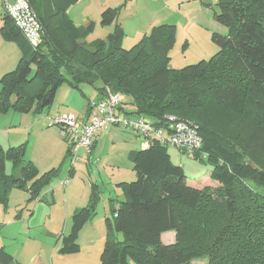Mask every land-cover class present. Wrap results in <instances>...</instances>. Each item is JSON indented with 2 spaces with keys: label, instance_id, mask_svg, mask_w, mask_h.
<instances>
[{
  "label": "trees",
  "instance_id": "16d2710c",
  "mask_svg": "<svg viewBox=\"0 0 264 264\" xmlns=\"http://www.w3.org/2000/svg\"><path fill=\"white\" fill-rule=\"evenodd\" d=\"M27 1L42 38L33 45L4 11L5 37L18 44L21 58L1 80L0 113L12 107L30 111L35 102L42 113L52 108L63 84L81 90L84 84L101 82L102 95L106 88L123 94L120 109L129 116L163 126L172 115L196 126L202 146L189 156L212 165L216 186L204 187L187 180L169 146L157 138L132 151L129 160L137 180L119 185L123 197L106 221L101 264H192L200 259L208 264H264V159L255 145L240 147L199 118L206 108L226 109L242 118L252 111L264 133V0H221L217 18L228 35H213L219 52L181 70L167 64L175 45L173 26L158 27L125 50L121 31L110 36L109 45L88 41L94 23L76 26L68 13L80 0ZM117 13L113 8L104 11L102 25L111 24ZM125 97L131 100L129 111ZM26 153L27 143L7 150L0 145V203H7L12 189L28 190L30 201L37 198L59 172L41 175L33 162L25 163ZM71 153L69 146L65 161H71ZM7 161L13 162L11 175ZM98 205L99 199L92 198L90 206L73 215L62 254L80 252L79 232L96 216ZM169 232L176 240L166 245L162 236ZM12 261L1 248L0 263Z\"/></svg>",
  "mask_w": 264,
  "mask_h": 264
},
{
  "label": "rangeland",
  "instance_id": "374dc122",
  "mask_svg": "<svg viewBox=\"0 0 264 264\" xmlns=\"http://www.w3.org/2000/svg\"><path fill=\"white\" fill-rule=\"evenodd\" d=\"M220 1L80 0L72 6L70 17L77 25L94 23V30L88 37L89 42L103 40L109 45L111 35L116 34L117 31L123 32L122 46L125 50L132 49L146 35H151L156 28L173 26L175 27L173 33L175 45L169 54L167 64L170 69L181 70L203 60H210L219 52V47L212 40L213 35H228V28L217 18L221 13ZM109 8L118 9L117 16L111 24L102 25V14ZM0 13H3L2 8ZM86 17L88 20H85ZM101 87L102 83L96 82L94 85L84 84L82 85L83 89L74 91L68 83H65L58 89L55 103L48 111L41 113L35 102V107L30 111L12 107L7 113H1L0 145L4 150H7L14 144L19 146L27 143L25 163L36 160L41 166L39 169L41 175L47 171L59 169L50 184L51 188L57 187L55 195L58 203L64 198L63 191L68 187L71 189L68 198L70 204L85 206L89 195L95 187H98L102 197L98 211L99 218L106 213L107 217L111 219L113 218L112 201L116 202L122 199L121 192L114 189L119 183H131L137 180L129 155L132 151L142 150L146 144L145 140L131 129L113 127L114 129L111 128L109 133L107 132L108 134L102 135L98 139L96 151L89 155L90 158L85 157L86 154L81 151L79 152L80 159L76 162L72 163L68 158L67 162L63 164L69 143L63 136L61 127L51 124V120L56 116L70 113L75 114L82 122L87 116V104L97 102L98 89ZM68 92H73V95L69 97L68 94L67 96ZM120 94L124 97L122 93ZM124 101L125 108L128 111L131 110L130 98L125 97ZM203 112V116L199 117L202 123L214 127L234 140L240 147L251 148L255 145L254 151L260 153L258 155L264 159V133H262L261 127L257 126V119L252 111L249 116L246 115V118L232 114L226 109L211 111L206 108ZM125 115L129 116L127 112ZM129 117L132 121L138 118L133 114ZM6 126L10 128L2 130ZM169 152L173 162L183 168L187 180L191 184L199 185L206 176L210 175L212 165L207 159H194L172 146H169ZM70 167L76 169L74 176H69ZM6 168L9 175L15 172L11 161H7ZM65 179L69 180L66 185L63 184ZM203 186L215 187L216 184L210 177L203 182ZM47 201L48 197L43 203ZM35 222H37L36 219ZM47 225L58 226L55 221L48 222ZM219 225L217 222L216 227ZM83 241L87 245L89 237H84ZM192 264H208V261L200 259L195 260Z\"/></svg>",
  "mask_w": 264,
  "mask_h": 264
},
{
  "label": "crops",
  "instance_id": "0c3cea01",
  "mask_svg": "<svg viewBox=\"0 0 264 264\" xmlns=\"http://www.w3.org/2000/svg\"><path fill=\"white\" fill-rule=\"evenodd\" d=\"M70 10L68 12L69 15ZM3 14L4 10L3 13H0V80L3 76L17 68L21 58V51L18 44L13 40L6 39L5 37ZM85 20H88V17H86ZM74 23L76 24L75 21ZM76 26L86 25L76 24ZM69 87L75 91V88L70 85ZM72 93L73 92H68L67 96L69 94L70 97L73 95ZM97 95V101L102 99L103 95L100 92H98ZM88 102H90V100H88ZM89 104H87V116L82 122L87 121L89 118ZM9 128L10 127L6 126L3 127L2 130L5 131ZM108 133H101L97 135L91 154L96 151L98 139L102 135H106ZM13 147L18 146H15L14 144ZM68 148L66 149L67 151ZM81 151H84L86 154V156L84 155L85 157L90 158V154H88L85 149H81L80 152ZM65 158L66 154L64 156L63 164L67 162L65 161ZM33 161L34 160H32V162ZM34 162L33 163L37 166L38 170L41 169V166L36 162V160ZM68 173L69 176H74V174H76V169L74 167H70ZM209 178L210 175L206 176L205 180ZM205 180L200 183L202 186ZM66 181L69 183V180L65 179L63 184ZM120 184L121 183H119L117 188L114 189L115 191L121 192L119 187ZM56 189L57 187L51 188L49 185L47 188L42 190L37 198L31 201L29 200L30 193L28 190L12 189L7 203H0V249L4 248L13 257V261L10 264H101L100 256L105 245L107 232L106 221L109 217H107L105 213L104 216L99 218L98 211L102 203L100 190L98 187H95L96 191L95 189L92 191L88 197V202H86V205L83 206L70 204L68 198L71 193V189L68 187L63 191L64 198L60 203H58L55 195L57 192ZM46 197H48V201L43 203ZM92 198H98L99 205L96 216L92 220L86 222L79 232L78 242L80 243V252L74 255L62 254L61 249L63 247V240L72 232L73 215L78 210L90 206ZM33 202H35V204H32ZM119 202L120 200L116 202L112 201V213L114 208L118 206ZM56 207L58 208L54 211ZM35 219L37 222H35ZM53 221L58 224L57 227L47 225L48 222ZM84 237H89L87 245L84 244ZM175 240L176 234L174 232H169L162 236V242L166 245L173 244Z\"/></svg>",
  "mask_w": 264,
  "mask_h": 264
},
{
  "label": "built area",
  "instance_id": "2783aa9c",
  "mask_svg": "<svg viewBox=\"0 0 264 264\" xmlns=\"http://www.w3.org/2000/svg\"><path fill=\"white\" fill-rule=\"evenodd\" d=\"M8 13L15 26L33 44L40 43L42 34L41 26L35 12L27 0H15L13 6L7 0H0V9ZM123 97L120 93L106 88L102 99L90 103L89 118L80 122L75 114L58 115L51 120V124L59 126L62 134L68 141L72 151L71 162L79 159V152L85 149L91 155L98 133H107L113 127L131 129L145 141L157 138L168 146L175 147L183 154L193 155L202 146V138L198 128L193 124L179 120L175 116H166L163 126L155 122L137 118L132 121L121 111ZM66 181L64 184H67Z\"/></svg>",
  "mask_w": 264,
  "mask_h": 264
},
{
  "label": "water",
  "instance_id": "95a60500",
  "mask_svg": "<svg viewBox=\"0 0 264 264\" xmlns=\"http://www.w3.org/2000/svg\"><path fill=\"white\" fill-rule=\"evenodd\" d=\"M8 4L13 6L15 4V0H7Z\"/></svg>",
  "mask_w": 264,
  "mask_h": 264
}]
</instances>
